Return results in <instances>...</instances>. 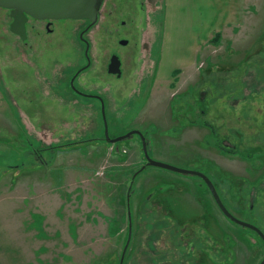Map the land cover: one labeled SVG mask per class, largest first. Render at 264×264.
<instances>
[{
    "label": "rangeland",
    "instance_id": "rangeland-1",
    "mask_svg": "<svg viewBox=\"0 0 264 264\" xmlns=\"http://www.w3.org/2000/svg\"><path fill=\"white\" fill-rule=\"evenodd\" d=\"M131 1L105 0L86 54V21L48 33L31 20L21 40L0 9V264H119L128 212L122 264L264 258L199 178L146 167L127 206L146 163L141 138L107 143L100 103L70 88L89 59L74 87L103 99L110 139L140 131L151 159L208 176L229 212L264 233V0H242L221 35L173 31L164 58V0H135L133 28ZM112 54L126 59L120 79L104 69Z\"/></svg>",
    "mask_w": 264,
    "mask_h": 264
},
{
    "label": "water",
    "instance_id": "water-1",
    "mask_svg": "<svg viewBox=\"0 0 264 264\" xmlns=\"http://www.w3.org/2000/svg\"><path fill=\"white\" fill-rule=\"evenodd\" d=\"M104 0H0V8L9 11V17L11 18L12 22L9 27V31L14 35L18 36L21 40L26 39V31H25V24L29 18L34 20H49V21H58V20H88L91 24L96 23L99 10L102 7ZM127 42L122 41L121 45H126ZM120 62L116 56L111 58L108 73L112 75H120L119 70ZM101 106H102V115L104 118V104L101 98ZM134 134L138 135L141 138L142 143V152L144 155V159L146 163L141 167L137 173H135L131 180L127 191V206H128V199H129V192L133 185L134 179L138 172L144 170L146 167H154L160 168L164 170H168L173 173H178L186 176H195L200 178L209 189L212 197L215 200L218 208L222 212V214L229 219L230 221L240 224L241 226H245L253 230L257 235L262 239L264 242V235L261 233L260 230L255 228L252 225L243 223L237 219H235L223 206L221 200L211 183V181L202 173L196 171H188L182 170L179 168H175L160 162H157L151 159L147 153L146 141L143 134L139 131H132L122 137H118L115 139H109L107 135V127L105 125V135L106 140L109 143H116L121 140H124ZM129 217V225H128V237L127 242L123 248L122 256L120 259V263H123L124 256L126 249L128 247V243L131 237V222H130V215L128 212ZM260 264H264V259L260 262Z\"/></svg>",
    "mask_w": 264,
    "mask_h": 264
},
{
    "label": "crops",
    "instance_id": "crops-1",
    "mask_svg": "<svg viewBox=\"0 0 264 264\" xmlns=\"http://www.w3.org/2000/svg\"><path fill=\"white\" fill-rule=\"evenodd\" d=\"M164 8H166V13L164 15L163 44H161L160 55L162 58L171 52L168 48L171 46L169 45L171 42H175V37L172 34L173 31H177L179 28L188 31H199L200 29L203 31L215 30L221 35L220 32L223 30L222 26L231 24L226 21V17L235 15L239 8L245 9L242 0H164ZM177 15H182V24L175 18ZM211 16L212 20L209 18ZM195 17H198V21L195 20ZM165 52H167L166 55H164ZM162 58L160 59L161 64L163 61ZM158 69L160 79L168 80L169 76H166V73L160 67ZM173 70L175 68H172L171 72ZM36 120L40 119L37 118Z\"/></svg>",
    "mask_w": 264,
    "mask_h": 264
},
{
    "label": "flooded vegetation",
    "instance_id": "flooded-vegetation-1",
    "mask_svg": "<svg viewBox=\"0 0 264 264\" xmlns=\"http://www.w3.org/2000/svg\"><path fill=\"white\" fill-rule=\"evenodd\" d=\"M104 2H105V0L103 1V4H104ZM136 1L135 0H132L131 1V3H128V9H129V11H131L130 13H128L127 14V16H128V18L129 19H131V21H133V22H129V26L130 27H135V22H134V20L132 19L133 17H135L136 15L134 14L135 13V10H132V3H135ZM103 4H102V6H103ZM135 6V5H134ZM102 8V7H101ZM120 10H117V9H115L112 13L111 12H108V15H115V17H113L112 19H115L116 20V16H118V15H120ZM31 20H33V22H35V23H41V24H43L44 25V27L46 28V30H47V32L48 33H52V29H51V26L56 22V21H49V20H44V21H40V20H34V19H31V18H29L28 20H27V23L25 24V31H26V33H27V28H28V24H29V22L31 21ZM78 21H86L85 22V25L80 29V31H79V33H78V35H79V37H80V40L83 42V44L85 45V54H86V52H88L89 51V49H90V44H91V41H90V39L88 38V33L89 32H91V30L93 29V28H95L96 27V25H97V23H98V21H99V14H98V18H97V21H96V23H94V24H91L90 23V21H88V20H78ZM114 21V20H113ZM131 24H132V26H131ZM127 24L125 23V22H122V24H121V31L122 32H127L125 29H124V27L126 26ZM35 28V27H34ZM124 29V30H123ZM105 30H109V29H105ZM77 31V30H76ZM110 31V30H109ZM132 32V31H131ZM128 34H130L132 37L133 36H136V33L135 32H133V34L132 33H129L128 32ZM121 42L122 41H119V44L121 45ZM125 42H126V40H125ZM126 45H127V43H126ZM113 56H116L118 59L120 58V57H118L117 55H115V54H112L111 56H110V59H109V61H108V63H107V65L105 66V68L104 69H106V71H107V73H108V69H109V64H110V61H111V58L113 57ZM124 60H126L125 58H123V57H121L120 59H119V62H120V66H119V70H120V75L118 76V75H112V74H109L108 73V75L109 76H114V77H116L117 79H120L121 77H122V74H123V71H122V62H124ZM90 60L89 59H87V65H85V67H82V69H80L75 75H74V77H73V79L70 81V88H72V90L78 95V96H81V97H84V98H88V99H95V100H97L99 103H100V105H101V102H100V99L99 98H101L100 96H97V95H89V94H85V93H83V92H80L79 90H77L75 87H74V81H75V79H77V77H79V75L82 73V71H84L85 69H87L89 66H90ZM122 71V72H121ZM102 99V98H101ZM103 100V99H102ZM103 104H104V102H103ZM102 107V106H101ZM102 118H103V115H102ZM103 121H104V127H105V125H106V127H107V124H106V118H105V109H104V118H103ZM132 130H134V129H132ZM134 131H137V130H134ZM132 132V131H131ZM140 132V131H139ZM143 134V133H142ZM134 135H136V134H134ZM138 136V135H137ZM143 136H144V134H143ZM132 136H130V137H128V138H126V139H129V138H131ZM139 137V136H138ZM109 138V137H108ZM110 139V138H109ZM107 141V140H106ZM122 141V140H121ZM107 143H109L108 141H107ZM109 144H111V145H114L115 143H109ZM69 145H73V144H67V145H63L64 147H66V146H69ZM63 146H61V147H63ZM60 147V148H61ZM141 147H142V143H141ZM116 148V147H115ZM117 149V150H116ZM115 149V151H116V153H118L119 152V147L118 148H116ZM121 149V148H120ZM61 150V149H60ZM126 150L125 151H123V150H121V154L123 155V156H126L125 154H126ZM147 153H148V151H147ZM142 154H143V152H142ZM144 156V155H143ZM121 157V156H120ZM137 173V172H136ZM200 173V172H199ZM206 176V175H205ZM192 177H195V176H192ZM208 179H209V177L208 176H206ZM132 178V177H131ZM196 178H198V177H196ZM200 179V178H199ZM131 180V179H130ZM135 180V179H134ZM210 180V179H209ZM211 181V180H210ZM204 183V182H203ZM211 183H212V181H211ZM130 184V183H129ZM213 184V183H212ZM204 185L206 186V184L204 183ZM213 186H214V184H213ZM132 187H133V185H132ZM132 187H131V189H132ZM262 187L264 188V185H262ZM206 188H207V186H206ZM214 188H215V186H214ZM207 190H208V193H210V191H209V189L207 188ZM215 190H216V188H215ZM131 191V190H130ZM216 192H217V190H216ZM217 194H218V192H217ZM210 195H211V193H210ZM212 196V195H211ZM218 196H219V194H218ZM219 198H220V196H219ZM212 199H213V201H214V203H215V200H214V198L212 197ZM220 200H221V198H220ZM221 203L223 204V206L225 207V209L229 212V210L226 208V206L224 205V203L222 202V200H221ZM216 204V203H215ZM217 205V204H216ZM218 207V206H217ZM251 209V208H250ZM218 210L220 211V209L218 208ZM221 212V211H220ZM222 213V212H221ZM230 213V212H229ZM231 214V213H230ZM246 214V213H245ZM235 219H237V220H239V221H241V222H243V223H246V224H249V225H252V226H254L255 228H257L258 230H260L259 228H258V226L257 225H255L254 223H252V222H248V221H246V220H242V219H239L238 217H236V216H234L233 214H231ZM224 216V215H223ZM225 217V216H224ZM226 218V217H225ZM227 219V218H226ZM230 223H231V225H233L235 228H241V229H244L245 231H246V233H255L253 230H251L250 228H248V227H245V226H241L240 224H237V223H234V222H232V221H230L229 219H227ZM261 231V230H260ZM250 233V234H251ZM261 233L264 235V233L261 231ZM256 235H257V233H255ZM258 236V235H257ZM259 237V236H258ZM259 239L262 241V239L259 237ZM262 245H264V242L262 241ZM233 252V251H232ZM231 255V254H230ZM264 259V258H263ZM262 259V260H263ZM261 260V261H262ZM260 261V262H261ZM260 264V263H259Z\"/></svg>",
    "mask_w": 264,
    "mask_h": 264
}]
</instances>
